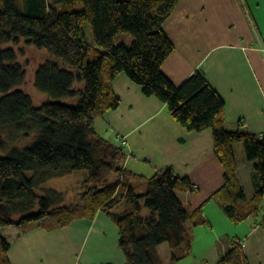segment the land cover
I'll return each instance as SVG.
<instances>
[{"label":"trees","instance_id":"1","mask_svg":"<svg viewBox=\"0 0 264 264\" xmlns=\"http://www.w3.org/2000/svg\"><path fill=\"white\" fill-rule=\"evenodd\" d=\"M57 1L58 8L48 0H23L22 6L0 0V264H11L14 231L63 228L77 218L92 221L98 211L117 225L127 264H164L158 251L163 243L172 250L168 264L191 253V229L205 219L199 209L190 212L177 191L194 189L193 184L167 166L145 178L141 191L125 167L124 145L104 138L94 126L97 117L119 106L111 82L121 73L146 96L164 102L187 130L211 128L213 149L224 167V184L213 198L235 222L259 215L264 134L225 127L224 100L202 70L179 86L161 71L174 51L162 24L179 0ZM77 2L79 9L74 8ZM85 22L92 26L91 43ZM121 33L132 36L130 45L116 43ZM20 43L44 56L32 80V87L45 95L38 105L23 87L27 72L13 48ZM32 131V144L7 149L5 132L15 139ZM236 142L254 162L250 199L237 176ZM80 169L88 173L78 202H68L66 190L37 193L48 179ZM120 205L124 207L116 211ZM216 264H249L242 242L232 241Z\"/></svg>","mask_w":264,"mask_h":264},{"label":"crops","instance_id":"2","mask_svg":"<svg viewBox=\"0 0 264 264\" xmlns=\"http://www.w3.org/2000/svg\"><path fill=\"white\" fill-rule=\"evenodd\" d=\"M162 28L174 45L161 65L163 74L179 86L202 70L224 100L225 127L264 134V0H179ZM111 84L120 104L95 119L97 132L112 142L127 141L125 167L141 191L145 178L167 166L189 179L194 189L177 194L190 212L199 209L205 222L192 227L191 253L177 264H216L229 249L227 232L219 233L231 218L213 198L224 184V167L211 128L187 130L164 102L146 96L126 74ZM237 176L241 183L238 161ZM257 216L243 220L242 249L249 264H264V223ZM13 234L11 264H127L118 227L102 211L92 221L77 218L63 228L34 226Z\"/></svg>","mask_w":264,"mask_h":264},{"label":"rangeland","instance_id":"3","mask_svg":"<svg viewBox=\"0 0 264 264\" xmlns=\"http://www.w3.org/2000/svg\"><path fill=\"white\" fill-rule=\"evenodd\" d=\"M16 1L20 6H22L23 0H16ZM48 1L51 5L57 8L60 7L57 0H48ZM74 8L75 9L81 8V3L80 2L75 3ZM84 30H85V36H86L87 41L90 43L93 42V31H92V26L90 25V23L85 22ZM132 40L133 38L129 33H121L117 35L115 41L116 43H125L126 45H130L132 43ZM13 48L17 50L18 52V62L24 66L27 72V80H26V83L23 85V87L33 96L34 103L38 105L40 103L39 97L44 99L45 95L38 92L36 89L32 87V80H33V73H34L35 67L39 63L41 58H43L44 56H42L40 52L24 46L23 43H20L19 45H13ZM5 134H6L5 139H6L7 149H10V147L14 145H17L20 147L28 145L33 141L34 135H35L34 131H32V133H30L28 137L19 136L18 138L13 139L8 136V133L5 132ZM234 148L236 151V159L238 161V165L240 169L241 183L243 185L247 198L250 199L253 195V186H252V181L249 176V169L252 171L254 164H253V161L247 160L245 153H244L243 144L241 142H236L234 144ZM87 173H88L87 170L80 169V170H75L74 173H71L68 175L52 177L48 179L45 183H43L41 187L37 188L36 191L39 194H44L46 192L45 190L49 188H55V189L63 190V191L66 190L68 194L66 198L67 201L68 202H71V201L78 202L80 198L81 190H82L83 178ZM30 174H32V172H29V175ZM123 207H124L123 205H120L119 207L115 208V210L116 211L121 210ZM261 208L262 209L256 219H258L259 222L264 223V218H263L264 197L261 201ZM252 219H255V217L250 218V220ZM246 230H247V226L245 223H243V221L235 222L231 219H228V221L224 223L222 232H220L219 234H222L223 232H227L228 235L226 236V238L228 239L229 243H231L232 241L242 242L243 238L245 237L244 235H245ZM164 246H166L167 249H163V248L160 249V252H161L160 258L163 263L169 258V250H170L169 245L167 243H165Z\"/></svg>","mask_w":264,"mask_h":264},{"label":"built area","instance_id":"4","mask_svg":"<svg viewBox=\"0 0 264 264\" xmlns=\"http://www.w3.org/2000/svg\"><path fill=\"white\" fill-rule=\"evenodd\" d=\"M121 144H122V145H126V144H127V141H126L124 138H122V139H121ZM263 216H264V214H263Z\"/></svg>","mask_w":264,"mask_h":264}]
</instances>
